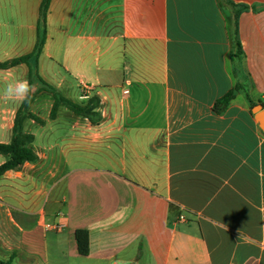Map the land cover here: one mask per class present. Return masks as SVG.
Returning a JSON list of instances; mask_svg holds the SVG:
<instances>
[{
  "label": "crops",
  "instance_id": "0c3cea01",
  "mask_svg": "<svg viewBox=\"0 0 264 264\" xmlns=\"http://www.w3.org/2000/svg\"><path fill=\"white\" fill-rule=\"evenodd\" d=\"M41 1L0 0V63L32 52ZM45 23L41 81L74 103L86 84L101 120L64 106L50 119L52 96H36L44 122L23 131L37 160L0 176V261L264 264V134L251 113L264 108V0H50ZM28 72L0 69V143Z\"/></svg>",
  "mask_w": 264,
  "mask_h": 264
},
{
  "label": "trees",
  "instance_id": "16d2710c",
  "mask_svg": "<svg viewBox=\"0 0 264 264\" xmlns=\"http://www.w3.org/2000/svg\"><path fill=\"white\" fill-rule=\"evenodd\" d=\"M50 0H42L37 21V35L36 42L32 52L29 55L12 59L9 61L1 62L0 69H7L19 64H26L29 68L27 79V95L21 101L11 128V139L8 143H0V155L6 156L7 160L0 165V176L6 171L18 170L24 163H33L37 160V156L29 148L33 142V136L23 131V123L26 119H33L40 124L44 121L33 115L29 108L41 92H47L52 96L53 103L50 110L49 118L55 117L56 111L60 106H64L69 109L76 117L87 119L90 123H97L101 120V115L98 113L99 100L97 97L92 96L81 103H74L64 98L56 89L43 83L38 75L37 61L41 50L43 48L46 38V14L48 10ZM239 11L234 13L235 18V30L233 33L234 42V58H239L241 53V47L237 37L236 19ZM235 89L230 90L221 98H219L214 104V110L216 112H222L228 103L233 99ZM75 241L77 244V250L80 255L86 254V247L88 243V233L85 230L75 231ZM10 261L2 262L0 264H9Z\"/></svg>",
  "mask_w": 264,
  "mask_h": 264
},
{
  "label": "built area",
  "instance_id": "2783aa9c",
  "mask_svg": "<svg viewBox=\"0 0 264 264\" xmlns=\"http://www.w3.org/2000/svg\"><path fill=\"white\" fill-rule=\"evenodd\" d=\"M80 90H81V98L82 99H88V97H89L88 95H89V91H90L89 86L82 83ZM65 228H66V225L62 222H58L55 224H50V225L45 226L46 231L50 232V233H59V232H62Z\"/></svg>",
  "mask_w": 264,
  "mask_h": 264
},
{
  "label": "water",
  "instance_id": "95a60500",
  "mask_svg": "<svg viewBox=\"0 0 264 264\" xmlns=\"http://www.w3.org/2000/svg\"><path fill=\"white\" fill-rule=\"evenodd\" d=\"M251 113L254 115L256 124L264 134V108L262 105H256L252 107Z\"/></svg>",
  "mask_w": 264,
  "mask_h": 264
},
{
  "label": "rangeland",
  "instance_id": "374dc122",
  "mask_svg": "<svg viewBox=\"0 0 264 264\" xmlns=\"http://www.w3.org/2000/svg\"><path fill=\"white\" fill-rule=\"evenodd\" d=\"M73 95H74V99L77 101V94H78V92H76V91H74L73 93H72ZM72 96V95H71ZM263 101L261 100V103H262ZM0 180H1V177H0Z\"/></svg>",
  "mask_w": 264,
  "mask_h": 264
}]
</instances>
